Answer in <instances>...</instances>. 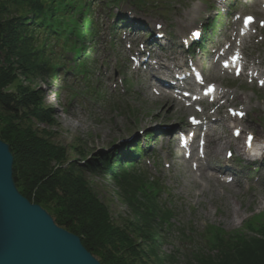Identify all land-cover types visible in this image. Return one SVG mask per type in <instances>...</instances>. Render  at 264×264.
<instances>
[{
	"label": "rangeland",
	"instance_id": "rangeland-1",
	"mask_svg": "<svg viewBox=\"0 0 264 264\" xmlns=\"http://www.w3.org/2000/svg\"><path fill=\"white\" fill-rule=\"evenodd\" d=\"M145 2L146 5H142ZM215 2L216 0H142L141 4H137L135 0H118L110 9L105 3H101L103 7L97 5L96 16L98 18L101 15L100 21L97 20L100 32L92 47L87 43L90 58L86 77L61 70L55 82L39 80L34 83L41 92V110L49 113V124L34 121L33 126L38 130L48 131L52 134L50 140L67 151L66 166L69 161L74 160L87 164L84 161L86 154L91 155L89 160L99 154H119L123 157L129 149L139 147V144L144 146L141 168L163 182L168 190L166 195L171 199L167 201V205L175 211L172 219L175 226L174 229H169L161 255L173 257L175 254L177 258L174 262L177 264L192 261L187 256L192 247L193 250L205 247L203 232L207 226L220 227L227 232L238 231L253 215L264 214V180L261 184L250 183L248 191L246 179L239 181L240 186L237 187H222L217 182V177L216 181L208 179V175L212 176L215 172L213 168L222 166V161L226 158L225 150L229 146L224 144L227 141L233 143L232 131L230 133L225 128L218 129L225 147L220 150L217 160L213 158L204 163V167L209 168L204 175L206 181L191 171L190 163L183 160L177 147L169 141L170 137L160 135L186 127L187 117L193 112L189 113L180 108L181 105L167 103V100L153 94V85L146 83L129 68L128 57L134 52H129V44L136 41L138 50L141 42H137V38L148 41L149 37L144 36V32L150 29L157 32L156 28H159V32L164 33L166 38L162 43L171 46L165 52L160 51L161 55L172 52L185 57L180 44L192 38L193 30L204 28L208 24L218 12L219 7ZM251 11L258 20L264 21L263 12L260 13L259 9ZM120 16L124 17L122 22L118 20ZM131 19L145 22L147 27L136 29L129 23ZM125 27H131L127 34L123 33ZM250 46V56L257 58L264 67V29L250 42ZM72 59V55L67 56V66L74 67ZM214 69L211 63L206 65V75L210 82L229 88L230 106L227 109L242 111L246 115L241 124H227L231 128L239 127L240 124V128L246 133L245 138L247 134L253 133L257 141L261 142L264 139V90L260 91L247 80L237 81L231 76L221 78ZM30 84L19 76L9 90L18 92L20 87H29ZM164 103L167 105L164 106ZM147 135L152 137L148 139ZM241 141L245 143L244 138ZM236 156L240 161L244 159L240 151L235 154V162ZM239 175L242 176L243 173ZM262 175L264 177V172ZM24 177L23 175V179ZM83 177L100 201L108 206L113 218L118 221L133 218L131 209L119 196L121 190L116 181L106 175L87 171ZM220 188H223L224 194L220 192ZM184 230L189 231L190 239L187 238V241L181 240L176 234L184 233ZM147 247L145 243L144 252ZM95 258L100 262L99 258ZM150 261L144 259L142 264H149ZM193 262L197 261L194 259Z\"/></svg>",
	"mask_w": 264,
	"mask_h": 264
},
{
	"label": "trees",
	"instance_id": "trees-1",
	"mask_svg": "<svg viewBox=\"0 0 264 264\" xmlns=\"http://www.w3.org/2000/svg\"><path fill=\"white\" fill-rule=\"evenodd\" d=\"M95 3L0 0V139L10 146L21 195L47 210L59 227L78 236L101 264H142L144 259H151L149 264H177L175 254L161 255L169 229L175 226V211L167 205L171 199L163 182L141 168L140 147L129 149L125 159L119 154H99L89 160L91 155L86 154L87 164L74 160L66 166L67 151L50 140L48 131L33 126L34 121L49 124L35 82H55L61 70L87 75L88 41L93 43L98 33ZM68 55L73 56L74 67L66 65ZM19 76L30 86L10 91ZM86 171L118 183L132 220L111 216L84 179ZM188 232L176 234L187 241ZM203 235L205 247H192L187 255L192 261L186 264H264V214L253 215L241 230L207 226Z\"/></svg>",
	"mask_w": 264,
	"mask_h": 264
},
{
	"label": "water",
	"instance_id": "water-1",
	"mask_svg": "<svg viewBox=\"0 0 264 264\" xmlns=\"http://www.w3.org/2000/svg\"><path fill=\"white\" fill-rule=\"evenodd\" d=\"M14 157L0 139V264H101L81 239L18 191Z\"/></svg>",
	"mask_w": 264,
	"mask_h": 264
},
{
	"label": "bare ground",
	"instance_id": "bare-ground-1",
	"mask_svg": "<svg viewBox=\"0 0 264 264\" xmlns=\"http://www.w3.org/2000/svg\"><path fill=\"white\" fill-rule=\"evenodd\" d=\"M165 59H167L166 57L165 58H160V61H159V64H161V63H163L164 61H165ZM173 68H175V69H178V68H180L179 66H174ZM160 82H161V80H160ZM162 86H163V83H162ZM165 102H167V103H169V101H165ZM167 104L166 103H164V106H166ZM166 114L168 113V111H166L165 112ZM230 129V128H229ZM208 139H209V143H211L212 144V146H211V144H210V147H209V150H210V153H211V151H213L212 152V154H214L215 155V157H217V156H219V154H220V150L222 149V148H224L225 146H223V144L222 143H219V145H215L214 143H213V141L211 140V137H208ZM239 140V139H238ZM237 140V141H238ZM224 145H227V146H229V149L230 150H232L233 149V147L235 148V146H236V148L238 149V151H240V152H243L244 150V148L243 147H240L239 145H240V143L239 142H236L234 145H233V143H231V142H229V141H227V143H225ZM16 184V183H15ZM16 187H17V185H16ZM18 189V188H17ZM19 191V190H18ZM32 203V202H31ZM32 204H34V203H32ZM34 205H37V204H34ZM40 206V205H39ZM41 207V206H40ZM43 208V207H42ZM44 209V208H43ZM45 210V209H44ZM47 211V210H46ZM48 212V211H47ZM49 213V212H48ZM236 214H238V212H235Z\"/></svg>",
	"mask_w": 264,
	"mask_h": 264
},
{
	"label": "snow or ice",
	"instance_id": "snow-or-ice-1",
	"mask_svg": "<svg viewBox=\"0 0 264 264\" xmlns=\"http://www.w3.org/2000/svg\"><path fill=\"white\" fill-rule=\"evenodd\" d=\"M252 21H253V17H251V16L246 17L245 18V25L251 23ZM237 59H239V56H237ZM241 115H243V114L241 113Z\"/></svg>",
	"mask_w": 264,
	"mask_h": 264
}]
</instances>
